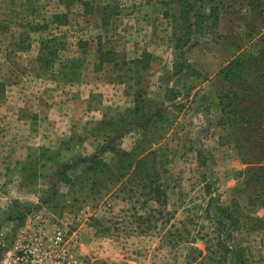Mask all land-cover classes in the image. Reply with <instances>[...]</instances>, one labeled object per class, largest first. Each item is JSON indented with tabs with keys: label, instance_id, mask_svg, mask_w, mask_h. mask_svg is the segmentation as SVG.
Returning <instances> with one entry per match:
<instances>
[{
	"label": "rangeland",
	"instance_id": "obj_1",
	"mask_svg": "<svg viewBox=\"0 0 264 264\" xmlns=\"http://www.w3.org/2000/svg\"><path fill=\"white\" fill-rule=\"evenodd\" d=\"M211 7L219 25L181 76L182 0H0V264H233L216 216L233 223L234 260L264 264V0ZM99 39L112 61L142 59L123 83ZM232 60L234 83L220 75ZM125 151L156 153L165 205L118 181ZM95 158L112 173L90 171Z\"/></svg>",
	"mask_w": 264,
	"mask_h": 264
},
{
	"label": "trees",
	"instance_id": "obj_2",
	"mask_svg": "<svg viewBox=\"0 0 264 264\" xmlns=\"http://www.w3.org/2000/svg\"><path fill=\"white\" fill-rule=\"evenodd\" d=\"M209 1L210 3L214 0H182V8L180 11V15L178 21L180 25L175 29V49H176V57L175 63L173 65L174 75H189L191 72V66L188 63L186 54L190 51L191 48L195 47L198 44L199 37H204L208 34L212 29L218 27L220 22V10L218 7H211L210 12L206 14L203 11L205 2ZM180 28V29H179ZM99 59L100 63L114 64L116 67V81L117 82H124V77L126 76L124 71L129 67H134L135 65L141 64L143 61L141 58L132 59L128 61H124L122 63H117L116 61H112L113 59L109 58L110 52L103 53V46L102 42L99 39ZM50 55L55 58V51H50ZM48 63L52 62V59L47 61ZM254 68L258 67L260 63L256 62L255 64H251ZM149 66V63H148ZM148 66L145 65L143 69H140L141 72L143 70H147ZM120 67V70L117 68ZM260 67V66H259ZM258 67V68H259ZM245 70V65L238 60H232L227 66H225L221 71L220 75L224 77V80H228L234 83L236 79H242ZM123 75V77L121 76ZM140 81V79H139ZM140 86V85H139ZM181 93L179 90L177 94ZM145 91L143 89H137L134 91L133 96L135 101L137 102V106L133 109V114H138L142 108H140V103L145 99L143 95ZM188 96V95H187ZM186 96V97H187ZM160 116H154V118H158ZM141 115L140 118H142ZM144 128V127H142ZM156 153L154 151H149L146 155L141 157L140 159H136L135 153L131 152H122L120 153V157L117 161V167L121 170V176L118 179L122 180L123 178L127 177V181L131 179H139L140 184H138L139 191L136 190L132 191V193H138L142 196H146L150 201L156 202L160 205H165L167 194L164 188V185L161 182V175L160 171H152V166L155 165L156 161H153L152 166H149L150 160H155ZM100 169L103 171H95V172H103L105 173H112V169L105 164L102 159L95 158L92 165L89 167V170ZM106 169V171H104ZM259 179L264 181V171H258L256 175ZM125 183H122V186ZM121 191V190H119ZM261 204H264V198H261L259 201ZM260 204V205H261ZM262 206V205H261ZM150 217H148V220ZM147 220V221H148ZM217 220V228L218 232L220 233V246L222 248V255L221 260L229 261L233 264H238L234 258L237 247H226L222 244L224 241V236L226 231L233 227V223L227 219V217H220L216 216ZM229 239V238H228Z\"/></svg>",
	"mask_w": 264,
	"mask_h": 264
},
{
	"label": "crops",
	"instance_id": "obj_3",
	"mask_svg": "<svg viewBox=\"0 0 264 264\" xmlns=\"http://www.w3.org/2000/svg\"><path fill=\"white\" fill-rule=\"evenodd\" d=\"M160 5V9H159V6ZM162 5H163V2L162 3H157L156 2V9L155 10H157L158 11V13H160V14H164V11H163V7H162ZM180 11H181V9H180ZM180 11H179V13H178V15H177V17H179V15H180ZM151 52V51H150ZM138 58V57H137ZM159 58H158V54L157 55H152V59H151V61L149 62V66H148V69H150L151 70V68H152V66L154 65V64H156V65H158V62H159ZM162 63V62H161ZM133 95V94H132Z\"/></svg>",
	"mask_w": 264,
	"mask_h": 264
},
{
	"label": "water",
	"instance_id": "obj_4",
	"mask_svg": "<svg viewBox=\"0 0 264 264\" xmlns=\"http://www.w3.org/2000/svg\"><path fill=\"white\" fill-rule=\"evenodd\" d=\"M201 96V93H199V97ZM206 115V114H205Z\"/></svg>",
	"mask_w": 264,
	"mask_h": 264
}]
</instances>
